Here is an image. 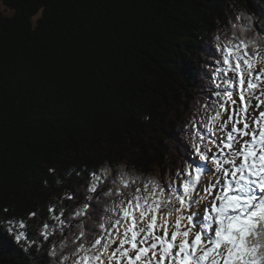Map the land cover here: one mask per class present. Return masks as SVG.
<instances>
[{
    "label": "trees",
    "instance_id": "16d2710c",
    "mask_svg": "<svg viewBox=\"0 0 264 264\" xmlns=\"http://www.w3.org/2000/svg\"><path fill=\"white\" fill-rule=\"evenodd\" d=\"M0 4L12 11H0V264H55L49 252L70 232L44 241L42 225L56 223L49 206L70 215L91 171L123 165L168 181L187 166L190 122L215 99V37H231L241 13L264 25V0ZM10 219L26 222L28 250L8 234Z\"/></svg>",
    "mask_w": 264,
    "mask_h": 264
},
{
    "label": "snow or ice",
    "instance_id": "6c2138e0",
    "mask_svg": "<svg viewBox=\"0 0 264 264\" xmlns=\"http://www.w3.org/2000/svg\"><path fill=\"white\" fill-rule=\"evenodd\" d=\"M235 20L240 23L232 24L231 37H215L221 54L212 75L215 99L204 105L206 119L190 122L187 166L168 181L123 165L91 171L84 181V202L70 215L64 206L58 211L49 206L56 223L42 225L44 241L54 231L70 232L60 253L49 252L55 264H67L70 257L72 264H264V67H257L264 64V25L257 28L243 13ZM225 113L227 120L222 119ZM64 198L77 197L66 192ZM2 223L25 250L36 243L23 219ZM69 246L70 257L59 258Z\"/></svg>",
    "mask_w": 264,
    "mask_h": 264
},
{
    "label": "rangeland",
    "instance_id": "374dc122",
    "mask_svg": "<svg viewBox=\"0 0 264 264\" xmlns=\"http://www.w3.org/2000/svg\"><path fill=\"white\" fill-rule=\"evenodd\" d=\"M0 11H2L3 13H5V14H7V15H11V14H12V11H11L9 8L3 6L2 4H0ZM259 67H264V66L262 65V66H259ZM259 67H258V68H259ZM231 75H232V74L229 73V76H231ZM234 98L237 100V104H239V92H238V91L234 94ZM255 103H256V100H252V104L255 105ZM262 110H264V109H262ZM229 111H231V107H229ZM256 114L258 115V112H257ZM227 115H228V114L225 113V114L223 115L222 119L227 120ZM239 126L242 127V125H239ZM230 127H231V125L229 124V125H228V128H230ZM214 135L218 138V137H220L221 134H220L219 132H216ZM208 146H209V148L212 149V151H215V150H216V149H215V146H214L213 144H209ZM208 166H209L210 168L212 167L211 164H209ZM210 179H211V176L205 177L204 184H207L208 181H209ZM204 207H205V204H204V203H201V204H200V207H199V211H200L201 216L203 215ZM195 210H196V209H195V207H194V208H193V211H195Z\"/></svg>",
    "mask_w": 264,
    "mask_h": 264
}]
</instances>
